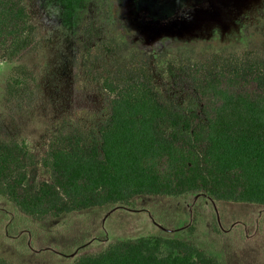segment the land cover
<instances>
[{"label": "rangeland", "instance_id": "1", "mask_svg": "<svg viewBox=\"0 0 264 264\" xmlns=\"http://www.w3.org/2000/svg\"><path fill=\"white\" fill-rule=\"evenodd\" d=\"M25 2L36 41L18 57L0 59V137L25 141L39 157L64 122L89 129L107 117L108 76L145 71L166 99L188 106L190 92L175 71L180 65L220 55L264 57V0ZM17 66L36 78L31 101L6 94ZM39 175L50 178L41 165ZM152 234L194 242L223 264H244L242 251L264 264V207L256 204L216 202L203 193L141 196L132 207L37 222L0 197V256L16 264H65L116 240ZM256 237L260 248L247 247Z\"/></svg>", "mask_w": 264, "mask_h": 264}, {"label": "trees", "instance_id": "2", "mask_svg": "<svg viewBox=\"0 0 264 264\" xmlns=\"http://www.w3.org/2000/svg\"><path fill=\"white\" fill-rule=\"evenodd\" d=\"M35 33L25 0H0V59L27 51ZM175 71L190 92L188 106L166 99L145 71L108 76L102 86L109 113L97 125L64 122L40 157L25 141L0 137V197L37 222L132 207L141 196L203 193L216 202L264 207V57L220 55ZM35 81L17 66L6 94L31 101ZM39 165L49 180L40 177ZM245 244L260 248L258 237ZM239 257L262 264L243 251ZM0 264L16 263L0 256ZM65 264L223 263L194 242L152 234L116 240Z\"/></svg>", "mask_w": 264, "mask_h": 264}]
</instances>
